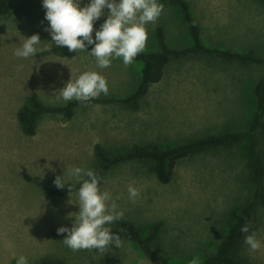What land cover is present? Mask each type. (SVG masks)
<instances>
[{
    "label": "rangeland",
    "instance_id": "rangeland-1",
    "mask_svg": "<svg viewBox=\"0 0 264 264\" xmlns=\"http://www.w3.org/2000/svg\"><path fill=\"white\" fill-rule=\"evenodd\" d=\"M184 1L199 28L204 48L247 54L264 61V3ZM88 3L90 0H81L82 7ZM158 3L164 5V11L155 23L146 25L148 39L142 52L158 49L153 25L161 28L171 49L190 47L189 32L177 8L161 0ZM108 11L94 22L93 38ZM45 15L43 0H9L8 12L0 15V264H12L20 256L27 264H36L44 257L66 264H147L131 242H122L119 248L110 245L103 254L96 249L73 252L62 239L52 236L60 227L71 228L79 212L76 185L82 181L71 176L70 170L96 167L95 144L112 156L136 145L177 147L204 137L245 131L254 113L252 88L264 75V66L226 60L213 53L173 57L160 81L149 86L138 108L132 110L118 101L129 97L140 83L141 63L133 61L126 67L128 71H121L124 85L113 87V93L123 98L79 105L70 119L44 114V119H53L40 122L54 123L47 131L50 135L31 140L22 134L16 112L30 95L23 96V91L32 79L24 80L20 91L8 85L13 78L39 79L41 72L34 63L50 57L55 60L38 56L40 52L29 58L14 55L24 39L34 34L43 43L39 47L56 46L49 32L44 31L50 27ZM71 53L77 52L65 56ZM92 58H85L83 64L95 63V70L101 69ZM113 63L101 69L103 75L121 73ZM66 102L57 99L53 104L63 106ZM53 121L64 125L56 126ZM102 135L112 138L99 140ZM258 139V152L264 160V136L258 134ZM246 145L247 140L242 139L179 160L172 180L165 185L156 181L148 162L119 164L101 177L100 188L110 192L113 199L119 197L115 202L117 211L124 213L122 220L132 222L144 234L159 224L152 249L162 264H189L193 257L201 262L215 251L240 206L252 195ZM63 175L66 185L58 189L54 180ZM36 183L64 193L47 197ZM129 185L140 192L135 202L129 197ZM255 215L252 232L261 242V249L252 252L243 242L240 254L245 264H264V210L258 209Z\"/></svg>",
    "mask_w": 264,
    "mask_h": 264
},
{
    "label": "trees",
    "instance_id": "trees-1",
    "mask_svg": "<svg viewBox=\"0 0 264 264\" xmlns=\"http://www.w3.org/2000/svg\"><path fill=\"white\" fill-rule=\"evenodd\" d=\"M173 5L180 12V15L187 26L191 46L182 50H173L166 46L162 30L156 28L155 40L158 50L155 52L140 53L133 61L141 63V78L135 92L124 100L118 101L120 104L127 105L130 109L138 108L139 100L145 96L150 85L156 84L162 77L164 67L171 56H181L193 52L213 53L226 60H237L244 64L263 65L264 61L247 54L230 52L227 50L206 49L202 46L200 40V31L195 21L191 17L187 4L184 0H163ZM264 3V0H258ZM9 10V0H0V15H4ZM87 49H92L94 45H87ZM51 52H40L38 56L56 55L65 56L70 51L67 47L52 46ZM254 113L251 116L248 128L242 132L224 133L215 136L204 137L193 140L177 147L157 148L156 146H133L122 154L109 156L100 146L94 147V157L96 167L91 169L101 178L107 170L113 166L130 162H148L151 165V171L155 179L160 184H168L172 180L173 170L179 160L185 159L190 155L202 152L208 148L225 147L239 142L242 139L247 140L246 161L249 170L250 179L253 186V192L249 199L243 203L234 219L227 227L225 234L218 243L215 251L204 257L200 264H245L240 254V248L244 242V237L252 233L256 212L258 209L264 210V160L259 155L258 134L264 136V75L259 78L252 88ZM114 102L110 99L94 98L90 102L81 103L78 101H67L63 106L43 105L35 94H30L24 106L16 112V120L23 135L33 136L36 130V122L39 116L44 114H60L64 119H70L74 109L79 104H96ZM30 181V179H27ZM76 185V188L80 187ZM36 185L42 189L45 196L62 195L64 192H53L41 183ZM249 225V232L242 233L241 227ZM113 234L119 235L122 242H131L137 246L145 257L147 264H162L152 249V244L157 235L159 224L153 225L144 234L132 222L127 220H117L110 227ZM57 239H64L67 233L58 235L52 233ZM14 260L12 264H16ZM36 264H66L62 260L44 257ZM247 264V263H246Z\"/></svg>",
    "mask_w": 264,
    "mask_h": 264
},
{
    "label": "clouds",
    "instance_id": "clouds-1",
    "mask_svg": "<svg viewBox=\"0 0 264 264\" xmlns=\"http://www.w3.org/2000/svg\"><path fill=\"white\" fill-rule=\"evenodd\" d=\"M43 8L46 10L45 19L50 25L44 31L49 32L52 43L77 53L87 51L86 44L94 45L91 52H87L95 58L97 67L101 69L110 67L115 59H122L124 66H129L145 48L148 39L146 25L155 23L164 11V5L158 3V0H90L83 7L81 0H43ZM106 9L109 10L107 19L101 24L100 30L95 31L93 38L94 22L105 14ZM41 44L39 35L34 34L24 39L14 55L29 58L38 52L52 51L47 44L39 47ZM108 91L104 76L95 71H86L76 79L71 77L58 90V99L86 103L101 94L107 95ZM69 174L82 182L77 192L79 212L76 213L73 226L57 229L58 235L67 233L62 240L64 245L73 252L96 249L102 254L110 245L121 247L120 236L113 234L108 226L124 216L122 211H117L115 200L119 197L113 199L110 192L101 190V178L93 170L85 171L76 167ZM54 185L63 189L66 185L64 175L57 176ZM127 190L129 197L135 202L140 195L139 190L132 185ZM71 191L72 186L69 187V192ZM241 232L248 233L249 225L242 226ZM244 243L252 252L261 249V242L257 240L255 232L246 235ZM16 264H27V260L20 256ZM189 264H200V260L193 257Z\"/></svg>",
    "mask_w": 264,
    "mask_h": 264
},
{
    "label": "crops",
    "instance_id": "crops-1",
    "mask_svg": "<svg viewBox=\"0 0 264 264\" xmlns=\"http://www.w3.org/2000/svg\"><path fill=\"white\" fill-rule=\"evenodd\" d=\"M161 1L163 3H165L166 5H170L166 2H164L163 0H161ZM170 6H173V5H170ZM152 28H153L154 37H155V30H156V28H160V27H158L157 25H153ZM163 37H164V35H163ZM164 42H165V39H164ZM168 48H170V47H168ZM180 50H182V49H180ZM87 51L91 52L90 49H87ZM88 52L83 53L80 51L79 53H71V56L69 55V56H65V57H60V56H56V55H46V56H52L55 60H51V57H50V58H48L47 61L46 60H43V61L38 60L37 62L34 63L35 66L39 67V73L41 72L39 77H38L39 79L34 78V77H29V78L24 77V78H19V79L13 78L12 80L9 81L10 83H9L8 87L13 89V90H19L20 91L22 89L23 81L27 80V79H29V80L32 79L30 84L25 86V90L23 91V96H26L29 94H35L43 105L61 106L62 103L53 104V101L58 99V96H59L58 90L62 89L66 85V83L71 79V77H72V79H76V78H78V76L80 74H82L86 71H95L98 74H100L106 78L107 84H108V89H109L107 95L101 94L98 97V99H110V98L121 99V98H123L120 96V93H116V94L113 93L115 90L113 88L114 86L116 87V89H120L121 85L122 86L124 85L123 84L124 80L122 79L123 73L121 71H123V68L125 69L126 67H123L124 64H123L122 59H115L114 62L116 64L113 63V66L118 67L119 72H121L122 74L119 73L118 75H116L114 77L110 76V75L105 76L102 74L103 70L102 71H101V69L95 70V63H87L86 62L85 64H83L85 58L87 60H94L92 58V56L89 55ZM151 52H155V51H151ZM146 53H148V52H146ZM182 56L183 55L171 56L169 58V61L173 57H182ZM45 62H47V64ZM45 65H47L46 68H45ZM127 68H128V66H127ZM127 68H126V71H128ZM42 72H46V75H44ZM126 78L127 77H125V79ZM126 81L128 83V79H126L125 82ZM117 82H119V83L117 84ZM117 85H119V88ZM59 99H62V98H59ZM96 104H101V103H96ZM79 105H83V104H79ZM45 115L52 116L51 114H45ZM72 117H73V115H72ZM42 120H53V119H51V117H47L44 119V117H42V115H41V117L39 116V118L36 122L35 134L33 136H30L31 140L35 139V138L38 139V138L42 137L44 134L50 135L47 131H50V129L54 126L53 125L54 123H52V121H49V122L41 125L40 122ZM53 122H55L56 126H57V124H60L62 126L64 125V123H62V122H60V123H58V121H53ZM110 138H112V137L108 138L106 135H102L99 138V140H105V139H110ZM96 145L99 146V144H95V146Z\"/></svg>",
    "mask_w": 264,
    "mask_h": 264
}]
</instances>
